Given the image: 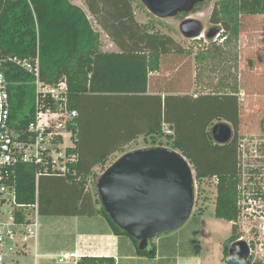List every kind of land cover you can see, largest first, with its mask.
<instances>
[{
    "label": "trees",
    "instance_id": "16d2710c",
    "mask_svg": "<svg viewBox=\"0 0 264 264\" xmlns=\"http://www.w3.org/2000/svg\"><path fill=\"white\" fill-rule=\"evenodd\" d=\"M84 3L120 53L101 52L100 33L86 13L69 0H0V53L26 59L38 57L42 80L48 84L65 80L69 106L77 112L74 133L78 158L71 167L73 174L40 176L36 181L33 165L15 166L10 184L16 203L30 206L37 202L39 216H99L115 235L129 237L104 211L97 191H90L92 180L95 186L98 178L93 169L98 167L104 172L109 158L139 136L150 139L152 147L167 139L172 150L186 158L197 183L214 180V217L231 224L230 236L222 244V261L234 264L228 248L239 236L238 136L245 120L236 89L230 87L229 93L170 95L164 100L151 94L150 74L160 73L158 79L162 82V66L167 57L189 52L169 35L157 31L154 21L138 23L131 0ZM245 16L264 17V0H218L209 22L214 26L210 30L218 32L222 43L199 51L195 63L224 59L226 48L239 36L240 18ZM4 77L10 126L23 129L32 117V76L8 63L4 65ZM214 121H223L232 128L233 138L227 144L212 141L210 130ZM202 213H192L172 237L185 240L188 236L181 256L199 255ZM16 214L18 219L22 218L21 213ZM129 238L137 246V241ZM138 253L153 257L154 245L150 242L148 250ZM76 264L115 262L111 258L81 257Z\"/></svg>",
    "mask_w": 264,
    "mask_h": 264
},
{
    "label": "rangeland",
    "instance_id": "374dc122",
    "mask_svg": "<svg viewBox=\"0 0 264 264\" xmlns=\"http://www.w3.org/2000/svg\"><path fill=\"white\" fill-rule=\"evenodd\" d=\"M69 1L81 6L84 3V0ZM131 1L138 23L143 24L154 21L157 31L169 35L184 51L189 52L186 55H171L167 57L168 61L163 63L162 67L166 77L162 76V80L171 76V80L169 78L171 82L168 86L173 87H170V89H173L175 92L203 94H211L215 91L229 93L230 87L236 89L237 97L243 104L245 118L242 126L243 132L238 136V145L244 144L246 155L243 157L242 152H240L238 157L240 192L247 199L255 198L256 200V204L253 206L254 212H251V215L247 214L243 219L241 217V223H238L237 229L245 225L251 234L255 235L254 238L256 240L259 239V247V243H264L262 233L260 235L259 232V227L264 224V221L260 219L264 214V17H241L239 36L236 41H232L230 47L226 48L225 58L197 64L194 57L199 51L204 50L213 43H222V38L217 37L218 32L210 40L205 35L207 31L214 27L210 24L209 17L214 4L218 0H210L198 4L192 13L180 14L175 18L168 19L154 17L145 9L140 0ZM83 7L85 8L84 5ZM186 18L198 20L203 25L202 33L195 39H186L179 32V24ZM91 23L99 31L92 19ZM100 35L102 47H115L114 45L111 46L112 42L109 37H106L103 33ZM224 87L227 88L223 89ZM216 123L219 122L214 121L213 125ZM157 144L154 147L160 146L172 150L171 141L167 142V139H161ZM152 146L153 143H151L150 139L140 138L126 146L122 152L112 155L104 169H107L126 153L152 148ZM252 146L256 147V152L251 150ZM176 152L180 153L179 151ZM102 173L100 168L94 170V174L98 177ZM192 176L194 185V206L192 213L199 210L203 211L201 219L210 235V242L208 245L207 243L204 244L205 247L203 249L204 252L213 250L214 255H217L218 252L216 251H220V248L222 249L223 242L230 236L231 225L226 221L215 220L214 203L216 189L214 180H204L199 184L195 180L193 170ZM96 181L97 179L95 180V184ZM89 189L92 193L96 190L93 180ZM9 248L10 243L6 242L3 253L10 261L12 257ZM261 250L260 254L263 256L264 247ZM14 259L18 261V264L24 263L20 256Z\"/></svg>",
    "mask_w": 264,
    "mask_h": 264
},
{
    "label": "built area",
    "instance_id": "2783aa9c",
    "mask_svg": "<svg viewBox=\"0 0 264 264\" xmlns=\"http://www.w3.org/2000/svg\"><path fill=\"white\" fill-rule=\"evenodd\" d=\"M8 63L29 73L34 88L31 120L19 130L9 123L7 82L4 77V65ZM76 117V110L69 106L66 81L55 84L43 81L38 57L26 59L0 53V264H18L14 258L27 254L35 247L40 227L37 202L30 206L16 203L14 187L10 184L14 167L19 164L33 165L36 181L40 176L65 177L73 174L71 167L78 158L74 133ZM251 150L256 152V147L252 146ZM240 152L243 157L246 156L244 144L238 145V154ZM255 204V198L247 199L240 192V216L236 226L241 223V217L243 219L254 212ZM17 212L21 213V219H18ZM260 219L264 221V214ZM238 231L236 241H244L249 248V257L242 264H264V255L260 254L264 243H259L258 247L259 239L256 240L245 225L240 229L238 227ZM259 232L264 238V224L259 227ZM6 242L10 243V261L3 253Z\"/></svg>",
    "mask_w": 264,
    "mask_h": 264
},
{
    "label": "water",
    "instance_id": "95a60500",
    "mask_svg": "<svg viewBox=\"0 0 264 264\" xmlns=\"http://www.w3.org/2000/svg\"><path fill=\"white\" fill-rule=\"evenodd\" d=\"M210 0H140L145 9L158 19L190 14L196 5ZM203 25L186 18L179 32L195 39ZM212 39L216 33L205 34ZM212 141L225 145L233 138V130L225 122L212 126ZM100 203L112 222L137 241L139 251H146L156 236L176 231L186 224L194 206L192 169L180 153L163 147L135 150L122 155L96 181ZM229 259L242 264L249 257L244 241L228 248Z\"/></svg>",
    "mask_w": 264,
    "mask_h": 264
},
{
    "label": "crops",
    "instance_id": "0c3cea01",
    "mask_svg": "<svg viewBox=\"0 0 264 264\" xmlns=\"http://www.w3.org/2000/svg\"><path fill=\"white\" fill-rule=\"evenodd\" d=\"M71 3L80 7L84 11L90 22L92 19L99 29L98 31L92 25L96 31L100 34L103 33L108 37L107 34L96 24L87 10L85 3H83L85 8L83 5L81 6L74 2ZM100 40L101 52L120 53V50L113 43L111 46L114 45V48L102 47L101 35ZM159 76H161V74L157 72L150 74L149 91L151 94L160 95L162 100L170 95H195V93L190 92H172L170 87L173 86H168L171 82L169 81V78L171 80V76L165 78L162 82L158 79L160 78ZM163 76L166 77L165 72ZM163 129L165 132L167 131L166 126ZM140 138L144 139L143 136H139L133 142ZM97 168L98 167H95L93 171ZM39 223L40 227L35 247H33L27 254L20 256L21 260L24 261L23 264H76L77 260L81 257L111 258L114 260L115 264H225L222 261L221 248L220 251H216L218 252L217 255H214L213 250L204 252V244H209L210 235L207 229H205L206 227L202 220L198 232V256H181L182 244L188 239L187 233L183 234L184 238L187 236L185 240L183 238L174 239L172 237L183 227L182 226L176 231L158 235L151 240L155 250L153 257L140 256L137 246L129 237L115 235L109 229L104 218L99 216L89 218L78 216L40 215Z\"/></svg>",
    "mask_w": 264,
    "mask_h": 264
}]
</instances>
